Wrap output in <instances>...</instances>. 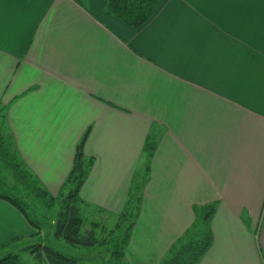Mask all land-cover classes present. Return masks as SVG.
I'll list each match as a JSON object with an SVG mask.
<instances>
[{
  "label": "crops",
  "instance_id": "obj_1",
  "mask_svg": "<svg viewBox=\"0 0 264 264\" xmlns=\"http://www.w3.org/2000/svg\"><path fill=\"white\" fill-rule=\"evenodd\" d=\"M105 3L0 0L13 155L57 196L85 136L93 165L79 197L114 219L153 138L126 250L139 259L126 264H161L209 205L197 264H264V0H159L138 29L105 16ZM35 234L0 201V246Z\"/></svg>",
  "mask_w": 264,
  "mask_h": 264
},
{
  "label": "trees",
  "instance_id": "obj_2",
  "mask_svg": "<svg viewBox=\"0 0 264 264\" xmlns=\"http://www.w3.org/2000/svg\"><path fill=\"white\" fill-rule=\"evenodd\" d=\"M159 0H106L105 16H113L132 29H138L152 16ZM4 107H0V201L14 208L35 231L33 238L41 240V226L35 217L34 209L28 202L37 203L45 210L56 207L52 221L54 240L63 242L72 248L107 247L112 259L121 262L127 249L133 227L138 219L141 191L134 185L124 202L123 208L111 229H107L105 219L88 221L91 214L102 215V210L91 207L79 197V191L93 165V159L82 152L85 136L75 149L72 165L57 196L50 195L13 155L9 138L1 133L4 128ZM155 140L147 138L143 146L146 157L144 174L149 172V163L155 150ZM214 205L194 209L195 222L185 232L182 240L169 251L161 264H197L211 245L212 235L209 222L214 214ZM87 226V227H86ZM49 233V232H48ZM47 233V234H48ZM46 234L42 235L43 237ZM23 239L16 238L0 246V251ZM41 240V241H40ZM27 253L46 264H80V259L65 255L47 243H38L27 247ZM43 262H35V264ZM0 264H21L17 254H7L0 258Z\"/></svg>",
  "mask_w": 264,
  "mask_h": 264
},
{
  "label": "rangeland",
  "instance_id": "obj_3",
  "mask_svg": "<svg viewBox=\"0 0 264 264\" xmlns=\"http://www.w3.org/2000/svg\"><path fill=\"white\" fill-rule=\"evenodd\" d=\"M0 130H1V122H0ZM5 132H6V129L4 127L2 129L1 133L3 134ZM145 165H146V157L143 154V158L141 159L140 166L138 167V170L136 171L137 175H136V179L134 181L135 183H133L129 187V190H128L129 192L131 191V189H132V187L134 185H138L139 190L142 191V188L144 187V185L148 181V176L149 175L148 174L147 175L144 174ZM33 176L40 183V181L38 180V177L36 175H34V174H33ZM28 204L31 205V207L35 211L33 213H34L35 217L38 219V221L40 223V226H41V234H40V236L42 238L41 240H44V241L43 242H39V241L36 240V238L35 239H30V240H25V241L21 240L22 242L19 241L20 243L14 244V246H12L11 249H8V250H11L10 252H13V253H15V254H17L19 256L21 264H35V262H43L42 264H46V263H44L46 261H38L37 258L32 257L31 254L27 253V251H26L28 246L36 245L38 243H42V244L47 243L53 249L65 254V255L76 257V258L80 259V264H124V263L126 264L127 262H136V261H133V260L139 259V256L134 251L131 252L132 254L130 253L131 256H130L129 253H126V251H125L124 252V257L121 260V262H116L115 259H112L110 257V255H109V253H107L106 250L109 249L107 247H104V246L100 247V248L95 247V248H92V249L72 248V247L66 245L63 242L56 241V240H54L53 235H52V232H53V230H52V221L54 220V217H55V214H56V207L53 208L52 210H45L43 207H41L39 204H37L35 202L31 203V204L28 202ZM90 214H91V217H90V219L88 221L91 220V221H96L97 222V215L94 214V213H90ZM101 217H103V216H101ZM115 222H116V218H114V219H105V225L104 226H106L107 229H111ZM44 234H46L45 235L46 237L42 236ZM182 238H183V236L181 237L180 240H182ZM175 245L176 244H174L172 246V248ZM3 255H4L3 253H0V258H2ZM148 256H149V261L150 262H159V260H158L159 259V255L156 252L149 251ZM167 256H168V254H167ZM161 263H162V261H161Z\"/></svg>",
  "mask_w": 264,
  "mask_h": 264
}]
</instances>
